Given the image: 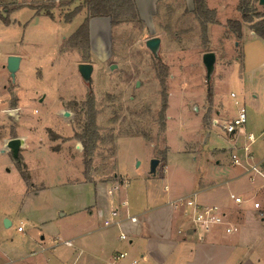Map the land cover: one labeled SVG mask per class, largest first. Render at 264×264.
Returning a JSON list of instances; mask_svg holds the SVG:
<instances>
[{
    "label": "rangeland",
    "instance_id": "rangeland-1",
    "mask_svg": "<svg viewBox=\"0 0 264 264\" xmlns=\"http://www.w3.org/2000/svg\"><path fill=\"white\" fill-rule=\"evenodd\" d=\"M63 1L68 0H0V15L16 20L8 29L0 23V107H4L9 92L20 100L21 113L18 108L7 113H12L13 120L20 115V130L27 135L21 155L29 161V174L39 189L37 196L18 197L16 180L21 179L17 169L10 164V173L4 174L7 168L2 165L10 158L7 153L0 155V264H101V258L122 244L115 228L99 229L101 218L95 206L99 201L94 186L82 173L83 146L74 137L75 132L82 133L87 122L83 102L89 93L94 96L95 123L104 138L91 157L97 179L112 180V175L119 173L130 182V195L137 187L146 194L148 182L162 192L167 185L185 195L198 185L199 178L231 180V173L243 169L244 177L216 192L220 198L232 193L254 210V218H263L261 229H248L247 239L239 242V262L250 253L264 254V50L259 39L236 45L240 39L223 27L227 19H237L232 8L236 0H224L228 6L223 8H219L220 0H208L210 8H218L220 23L210 26V41L202 38L190 12L191 0H161L156 5H142V12L136 5L138 21L126 17L112 28L106 23L101 34L94 31L92 49L83 43H66V48L78 51L81 62L92 64L90 84L82 81L76 67L67 65L69 60L56 63L58 29L52 25V30L45 17L36 15V11L45 13V7L54 5L50 11L63 17L66 9H59ZM246 1L264 14L258 0ZM16 2L20 4H13ZM82 18L78 15L61 26L75 31ZM24 31L25 41L21 37ZM152 37L161 40L158 58L145 46ZM204 52L216 56L208 84ZM13 54L24 56L15 81L6 68ZM162 81L167 109L166 126L161 131ZM208 89L211 102L207 100ZM74 96L78 99L72 101L75 105L61 103L60 97ZM14 101L12 97L10 102ZM63 105L69 112L67 119L61 115ZM240 108L246 112V123L239 128L241 135L231 148L220 127L232 122ZM217 119L218 127L207 132L203 125L209 128ZM3 128L0 126L1 138L8 133ZM48 131L60 135L53 141ZM218 133L222 138H217ZM244 146L250 155L246 159ZM222 148L225 152H213ZM234 153L238 164L231 158ZM153 159L160 163L157 170L165 165L162 178L158 172L155 177L148 175ZM124 192L121 188L116 196ZM254 202L259 208L254 209ZM5 220L11 225L6 226ZM21 225L22 233L17 232ZM68 240L72 247L64 245Z\"/></svg>",
    "mask_w": 264,
    "mask_h": 264
},
{
    "label": "crops",
    "instance_id": "crops-1",
    "mask_svg": "<svg viewBox=\"0 0 264 264\" xmlns=\"http://www.w3.org/2000/svg\"><path fill=\"white\" fill-rule=\"evenodd\" d=\"M159 1L161 0H135V3L137 5L139 12H142L141 9L143 8L142 5L144 4L148 5L150 3L156 5V3ZM205 1L207 7L215 12V19L217 21L216 24H220L216 17L218 8L216 7L210 8L207 4L208 0ZM23 3H26L24 5H27L29 2H23ZM13 4H20V3L16 2ZM238 4H239V0H236V3L232 6L233 11H236L238 14L237 19L235 20H239L242 24L241 27L242 37L239 40V42H236V45L238 43L244 44L248 39H259L261 41L260 45L264 50V41L253 34V32L249 29V24L241 21V16L237 11ZM76 5H78L77 2H73L69 6H61L62 9L60 7L59 9L61 11L63 10V8L66 9L65 10L66 12L64 13L65 16V14L68 13L70 10H72ZM227 6L228 5L226 4V1L220 0L219 8H223ZM18 7L19 6L15 7L14 9H17ZM191 7L192 8L190 12L192 13L193 10L192 0H191ZM260 7H264V6H260ZM8 10L9 9H5V12H8ZM50 12L52 13V11ZM81 14L83 18L80 25L83 23L86 17L84 11L78 13L76 16ZM36 15L45 17L48 20L47 23H49V25L47 26L50 27L52 30H53V28L51 27L52 25L58 29L59 38H58V44L56 43V47H55V50L58 52L56 63L57 64L65 63L66 60H69L70 63H67V65L76 67L77 70L78 65L82 64L83 62L80 61L78 51L74 48H70V49L66 48V43L68 38L79 28L80 25L77 27L75 31H69L62 28L61 26V23L64 22V16L61 17L60 15L58 16L55 13H52V17H48L42 11H36ZM0 16L1 18H7L9 21L8 25H6L3 23V21L0 20V23L4 25L5 29H8L10 26L16 24L15 19L11 20L9 16L8 17H3V15ZM228 20L231 19H227L224 22L223 27L226 25ZM106 23H109V20L106 18H94L90 20L89 48L91 47L92 49L93 46L94 31H97L99 34H101L102 29H104L107 25ZM213 25L215 24H209L207 26V38L209 37L210 26ZM16 27L20 29V24L17 23ZM232 36L236 39L234 35ZM21 37L22 40L25 41V31ZM208 41H210V38H208ZM13 55L20 58L19 68L15 73V78H16L17 73L21 69V64L23 62L24 56L18 54H13ZM6 97L7 99L6 102L4 103V107H0V112L3 113V115L0 116L1 117L0 126H5V128H3V131L7 130L8 133H5L4 136H2V138L0 137V155H4L7 153L9 155L10 160H8L7 162V160L4 159V162L7 163H4L2 167L7 168V166H10V164H13L16 167L17 172L19 174L18 176L22 181L19 182L18 180H16L17 186L18 185L20 186L18 189L19 191L18 197H34L39 195V191H38L39 189L32 182L31 176L29 174L30 171L29 161H27V159H24L23 156L21 155V152L25 147L27 135L20 130V125H19L21 119L20 115L17 118V120H13L12 113L10 112L7 113V110L12 108H18L21 113V108L19 105L20 100L18 99L17 96H14L13 92L12 93L9 92ZM12 97H14L15 99L13 104L10 102ZM60 100L61 103L65 104L78 99L74 96L73 98L70 97L69 99L68 98L64 99L63 97H60ZM34 111L36 112V110ZM65 112L67 111L64 110V105H63L61 109V115L64 116L65 119H67L69 115L66 117L64 115ZM218 124H219V119H217L216 124L214 122L211 127L207 128L204 125L203 127L208 132L209 130L218 127ZM39 129L40 131H42V127H40ZM220 131L224 135L229 137L230 144H232L231 148L235 147L237 136L239 137V135H241L239 133L241 129H238L236 132L230 135L226 134L221 127H220ZM55 133L57 135H60L57 132ZM77 133L78 132H75L74 135ZM249 137L248 139L252 140V136L251 138ZM13 138H20L23 140V144L19 150V155H18L19 162H16L11 157V154L8 152V150L5 149L6 142ZM217 138H222V135L218 133ZM247 146H244L243 148L245 159L250 157V155H247L249 152ZM50 149L53 152H58L60 150V148L58 150H54L52 148ZM245 149H247L248 151L246 152ZM221 151L225 152V148H222V150L221 149L213 150V152H221ZM82 156L83 158L80 156L83 166L82 173L84 175L85 180L88 181L89 184H92L94 186L96 197L98 198L99 201V204L96 203L95 205L96 208L98 209L96 211L97 217L101 218V222H100L101 226L99 227V229L108 228V227H104L103 221L106 219L108 220L112 219L113 210H116L117 212L116 219L117 222H119L118 224L109 227L111 228L113 227L116 229V231L118 232V239L122 244L119 245L118 249L112 251L111 253H107L105 258H101L102 261L101 264H238L239 242L244 238L245 240L247 239L248 229L250 228L252 230L259 229L260 224L263 222V218L256 219L253 217V213H251V211L254 210H251V207L250 208L246 207L242 201L240 203H236L233 197H237V196H234L232 193L229 192V194H226L225 197L220 198L218 196V193L216 192L219 188L226 187L227 185H230L231 182L237 181L238 179L244 177L245 172L243 169L242 171L231 173L230 174L231 180L217 181L216 179H219L217 177H210L208 179L199 178L198 185L194 186L191 189V191H189V193H186L185 195H180L178 194L177 191L170 190L167 185L164 186V192H162L160 188L154 186L153 182H151L152 184L151 186L149 185L148 182L149 190L147 191V193L145 192L146 194L143 195L142 192H140L139 187H137L134 189L133 192L134 194L131 193L130 195L127 189L131 188V184L130 182H128L126 175L114 173L112 175V180H108L106 178L97 179L96 175L98 173L95 171V167L93 165V159H91L90 171L88 172V175H86L83 153ZM233 156L237 157L235 153L234 155L232 154V157ZM216 164H219V161H217ZM19 168H21L23 171H25L28 174L29 176L28 182L24 181V179L21 177ZM157 168L155 174L153 175L150 174L148 170V175L150 177H155L158 172L160 177L161 176L163 177V173H165V165L161 168V170H157ZM9 173H10V169L8 168L5 169L4 174H9ZM114 180H116V183L118 184V186H115L116 188L114 190L117 192H115L114 195H110L109 190H111V188H114V186L112 187L113 184H116L114 183ZM107 184L109 185V187L108 189H105L104 185ZM121 188H125L124 194L116 196V193H119ZM189 196H194L196 203L201 207H216L220 209V211L224 214L225 224L216 226L206 233L202 232L199 229H194L190 221V215H189L190 209L187 208L184 204L175 205V202H177L178 200ZM90 216H92V211H90ZM130 216H136L137 222L131 223L129 220H127L128 217ZM10 225L11 223L9 222L8 226ZM18 227L22 228V225ZM227 228H230L229 233L226 232ZM239 229H240L239 235L237 237H231V234H233L237 230L239 231ZM20 232L22 233L23 229ZM120 234H125L127 239L121 240ZM68 241L71 243V245L70 246H67L65 244L64 245L67 247H72L73 243L70 240ZM118 254H121V258H119L117 262L113 263V257ZM242 260L243 261L239 262V264H264V254L255 253L254 255H252V253H250L245 257L243 256Z\"/></svg>",
    "mask_w": 264,
    "mask_h": 264
},
{
    "label": "trees",
    "instance_id": "trees-1",
    "mask_svg": "<svg viewBox=\"0 0 264 264\" xmlns=\"http://www.w3.org/2000/svg\"><path fill=\"white\" fill-rule=\"evenodd\" d=\"M73 2H77L72 10L64 16V22H70L78 13L84 11L86 17L83 23L79 28L68 38L67 43H83L86 48H89V22L94 18H106L109 20L110 26L115 27L119 25L122 20L126 17H130L133 20L138 21V12L136 8L135 0H68L67 2H62L60 6H69ZM193 10L192 13L197 20L200 32L203 40L208 41L207 39V26L209 24H216L215 12L210 10L205 0H192ZM52 5L50 8H53ZM50 8L45 11V15L52 17ZM237 11L241 16V21L249 24V29L253 32L254 35L261 38L264 41V14H260L256 11L255 8L250 6V3L246 0H239ZM4 24L8 25L9 21L7 18H1ZM227 31L234 35L236 39H241L242 24L239 20H228L226 23ZM161 108L158 112L161 131L165 128L166 120V109H167V95L164 89V83L161 82ZM212 94L210 89L207 91V100L211 102ZM94 96L92 93H89L87 99L83 102L87 106L86 116L87 122L84 125L82 133L75 134V139L80 141L83 146V155H84V166L85 174L88 175V172L91 168V157L93 151L95 150L98 143H103L104 138L99 134L98 127L96 126V110L94 109ZM70 105H75V103L70 102ZM49 132V131H48ZM51 139L55 140L57 135L49 132ZM112 143V137L109 140ZM19 172L24 181H29V176L21 168Z\"/></svg>",
    "mask_w": 264,
    "mask_h": 264
},
{
    "label": "built area",
    "instance_id": "built-area-1",
    "mask_svg": "<svg viewBox=\"0 0 264 264\" xmlns=\"http://www.w3.org/2000/svg\"><path fill=\"white\" fill-rule=\"evenodd\" d=\"M231 96H233V94H231ZM245 123H246V112L243 108H240L238 110L236 118H234V120L232 122H229V123L223 125L222 130H224L226 134L230 135V134H233L234 132H236ZM249 138H251V136ZM245 151L247 152L248 150L245 149ZM232 160H233L234 164L239 163V160L235 156L232 157ZM263 176H264V174H263ZM115 188L116 187L114 186V188H111V190H109L110 195H112ZM233 199L236 203L241 202V199L238 197H233ZM177 204H184L187 208L190 209V214H189L190 215V221H191L194 229H199L202 232L206 233L216 226H220V225L225 224V221H224L225 217H224V214L220 211V209H218L216 207H201L196 203L194 196L182 198V199L178 200L177 202H175V205H177ZM253 207L255 209L259 208V204L254 203ZM116 217H117V212H116V210H113L112 211V219H109V220L106 219L103 221L104 227H109V226H113L115 224H118L119 222H117ZM127 220H129L131 223H136L137 217L136 216H130V217H128ZM21 230H22V228H20V227L17 228L18 232H20ZM226 232L229 233L230 228H227ZM120 239L126 240L127 237L125 234H120ZM64 244L67 246L71 245V243L69 241H65ZM119 258H121V254L114 256L113 257V263L117 262L119 260Z\"/></svg>",
    "mask_w": 264,
    "mask_h": 264
},
{
    "label": "water",
    "instance_id": "water-1",
    "mask_svg": "<svg viewBox=\"0 0 264 264\" xmlns=\"http://www.w3.org/2000/svg\"><path fill=\"white\" fill-rule=\"evenodd\" d=\"M258 5L264 6V0H258ZM161 40L158 37H152L145 41L146 48L151 52L154 58H158V50L160 47ZM19 61L20 58L17 56H11L7 59V71L10 74V78L14 81L15 80V73L19 68ZM215 62L216 56L213 52H206L202 56V63L205 68L206 72V83L208 84L211 80L215 69ZM115 66L111 67V70L114 69ZM78 73L82 79V81L86 84L91 83V75L93 72V66L89 63H82L79 64L77 67ZM64 115L67 117L69 115L68 112H65ZM23 144V140L20 138H13L6 142L5 149L11 154V157L16 161L19 162V150ZM159 165V161L153 159L150 163L149 173L155 174L156 168ZM6 226L9 225V221L5 220Z\"/></svg>",
    "mask_w": 264,
    "mask_h": 264
}]
</instances>
